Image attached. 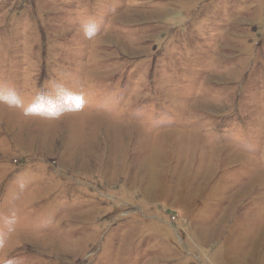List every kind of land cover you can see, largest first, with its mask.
Instances as JSON below:
<instances>
[{
  "label": "rangeland",
  "instance_id": "rangeland-1",
  "mask_svg": "<svg viewBox=\"0 0 264 264\" xmlns=\"http://www.w3.org/2000/svg\"><path fill=\"white\" fill-rule=\"evenodd\" d=\"M0 238V264H264V0H0Z\"/></svg>",
  "mask_w": 264,
  "mask_h": 264
},
{
  "label": "clouds",
  "instance_id": "clouds-1",
  "mask_svg": "<svg viewBox=\"0 0 264 264\" xmlns=\"http://www.w3.org/2000/svg\"><path fill=\"white\" fill-rule=\"evenodd\" d=\"M94 33H95V28H94L93 25L88 24V25H85V26H84V35H85L86 37L91 38V36L94 35ZM7 223H8V225H9V227H10L12 221L9 219V220L7 221ZM3 242H4L3 239L0 238V244H2ZM5 264H17V262H16L15 260H7V261L5 262Z\"/></svg>",
  "mask_w": 264,
  "mask_h": 264
},
{
  "label": "snow or ice",
  "instance_id": "snow-or-ice-1",
  "mask_svg": "<svg viewBox=\"0 0 264 264\" xmlns=\"http://www.w3.org/2000/svg\"><path fill=\"white\" fill-rule=\"evenodd\" d=\"M77 100H78L79 106L82 107V103H83V102H82V98H79V97H78Z\"/></svg>",
  "mask_w": 264,
  "mask_h": 264
}]
</instances>
